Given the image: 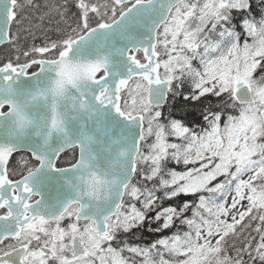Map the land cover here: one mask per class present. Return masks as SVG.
Instances as JSON below:
<instances>
[{
    "label": "snow or ice",
    "instance_id": "1",
    "mask_svg": "<svg viewBox=\"0 0 264 264\" xmlns=\"http://www.w3.org/2000/svg\"><path fill=\"white\" fill-rule=\"evenodd\" d=\"M0 264H264V0H0Z\"/></svg>",
    "mask_w": 264,
    "mask_h": 264
}]
</instances>
